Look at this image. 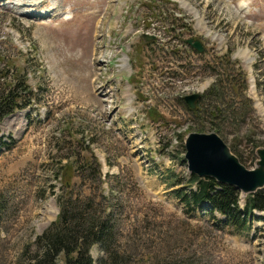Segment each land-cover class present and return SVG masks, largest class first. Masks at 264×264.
Instances as JSON below:
<instances>
[{
    "label": "rangeland",
    "instance_id": "374dc122",
    "mask_svg": "<svg viewBox=\"0 0 264 264\" xmlns=\"http://www.w3.org/2000/svg\"><path fill=\"white\" fill-rule=\"evenodd\" d=\"M121 53L129 67L110 63ZM17 75L32 93L0 120V264H24L67 194L60 164L86 155L100 170L73 174L71 191L112 223L95 264H264V211L232 222L176 191L189 188L192 130L217 131L255 166L264 0H0V85Z\"/></svg>",
    "mask_w": 264,
    "mask_h": 264
},
{
    "label": "trees",
    "instance_id": "16d2710c",
    "mask_svg": "<svg viewBox=\"0 0 264 264\" xmlns=\"http://www.w3.org/2000/svg\"><path fill=\"white\" fill-rule=\"evenodd\" d=\"M31 93L32 87L24 82L21 75H17L12 82L5 84L3 82L0 85V120L16 107L30 101L28 95ZM199 110L200 106L191 111L198 112ZM226 111L227 109L217 108L218 113ZM236 153L244 161L243 157L238 152ZM91 162L94 163L96 171H99V164L95 163L90 155L76 159V161L68 162L67 160L66 163L60 164L63 166L61 174L65 177L64 184L68 190L67 194L58 196L59 211L56 218L41 234L37 235L31 248L33 250L30 251L24 264H95L89 253L90 248L95 243L103 247L109 243L108 237L112 230L110 214L106 217L101 213L103 208L96 209L93 205L94 197L86 194H73L71 191L73 174L76 172L79 175L85 174L86 169L91 167ZM192 183L194 188L191 186ZM188 185V189L176 190L184 204L206 207L212 216H214V211H218L234 222L244 220L247 214H254V209H264V189L247 195L245 204L242 206L240 204L241 191L234 185L219 183L213 177H200L193 173L189 177ZM102 198L105 199L104 194ZM204 200L208 201V207L204 205ZM99 262L102 261L99 259ZM122 263L114 256L111 262L103 264Z\"/></svg>",
    "mask_w": 264,
    "mask_h": 264
},
{
    "label": "water",
    "instance_id": "95a60500",
    "mask_svg": "<svg viewBox=\"0 0 264 264\" xmlns=\"http://www.w3.org/2000/svg\"><path fill=\"white\" fill-rule=\"evenodd\" d=\"M190 41V39H189ZM193 45L202 50L198 40ZM198 92L184 96L190 106H195ZM185 158L189 171L199 176H210L219 183L237 186L243 193L264 187V146L257 148L255 166L249 168L234 153L217 132L190 131L185 136Z\"/></svg>",
    "mask_w": 264,
    "mask_h": 264
},
{
    "label": "bare ground",
    "instance_id": "6f19581e",
    "mask_svg": "<svg viewBox=\"0 0 264 264\" xmlns=\"http://www.w3.org/2000/svg\"><path fill=\"white\" fill-rule=\"evenodd\" d=\"M124 58V57H123ZM125 64H126V59H125Z\"/></svg>",
    "mask_w": 264,
    "mask_h": 264
}]
</instances>
